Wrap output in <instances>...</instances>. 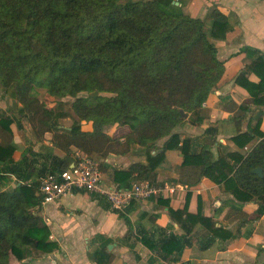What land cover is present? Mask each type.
<instances>
[{"label": "trees", "instance_id": "trees-1", "mask_svg": "<svg viewBox=\"0 0 264 264\" xmlns=\"http://www.w3.org/2000/svg\"><path fill=\"white\" fill-rule=\"evenodd\" d=\"M231 29L229 17L220 10L215 9L206 23L189 15L182 0H0V87L4 95L21 103L19 111L28 116L38 137L53 132V143L65 152L64 157L49 156L57 163L53 161L47 172L68 168L75 161L72 147L96 158L125 154L138 144L145 147L147 162L114 172L117 186L130 188L135 181L154 182L166 150L179 149L184 165L200 167L203 176L223 184L238 201L258 200L259 218L264 214L261 118L233 137L242 148L260 138L245 155L221 147L217 155L208 149L193 153L191 140L174 131L185 120L181 110L190 113L192 124L203 121L202 107L225 70L212 39H225ZM245 51L252 58L248 69L260 81L251 82L243 71L237 82L254 103L263 105L264 52L250 47ZM39 88L59 100L49 106L40 98ZM82 92L88 95L80 96ZM67 97L73 98L71 107L66 105ZM83 120L91 121L93 130H83ZM2 121L0 126L10 134L11 120L3 116ZM109 124L129 130L113 137L104 130ZM14 149L12 142L0 143V264H9L11 253L21 260L58 247L49 240L44 220L28 212L39 203L40 182L26 181L29 175L20 168L30 157L26 150L15 163ZM11 175L16 177L12 190L7 188ZM189 198L188 193L183 208L170 207V214L187 233L198 223L209 229L211 237L202 248L217 238L238 236L202 209L191 212ZM161 247L181 253L184 244L172 236ZM92 256L99 264L109 260L106 248Z\"/></svg>", "mask_w": 264, "mask_h": 264}, {"label": "crops", "instance_id": "crops-1", "mask_svg": "<svg viewBox=\"0 0 264 264\" xmlns=\"http://www.w3.org/2000/svg\"><path fill=\"white\" fill-rule=\"evenodd\" d=\"M182 1L189 15L206 23L215 9L220 10L229 17L232 29L225 39H212L225 70L202 107L203 121L192 124L188 113L174 131L181 139L191 140L193 153L208 149L217 155L221 147L226 152L245 155L260 138L256 137L242 148L233 137L254 126L260 118V128L264 132V104L254 103L253 96L237 82V77L247 71L248 80L260 81V77L248 69L252 58L245 49L250 47L264 52V0ZM0 91V121L3 116L11 120L10 134L0 126V143H13L15 163L22 160L27 150L30 161L21 165L20 172L29 175L28 183L39 181L53 165L54 160L49 156L64 157L65 152L53 143V132L38 137L28 116L20 113L21 103L4 95L1 87ZM46 94L58 99L47 91ZM82 129L93 130L92 122L83 120ZM104 130L113 137H122L129 128L109 124ZM165 140H160L158 146ZM79 150L83 151L72 147L74 159ZM145 152L144 146L133 144L131 151L125 154L96 156L102 166L105 186L117 185L116 169H127L134 162L146 163ZM155 172L157 175L152 183L157 193L148 199L134 200L123 212L128 221L101 194L76 190L51 203H43L40 195L39 203L29 207L28 212L44 220L50 230L49 240L57 242L58 247L47 253L35 251L32 256L16 258L11 264H99L92 255L104 248L109 255L107 264H264V214L256 218L258 200L238 201L223 184L203 176L200 167L184 165V154L179 149H167L165 159ZM15 186L16 177L11 175L7 188L12 190ZM188 193L191 212L202 209L217 225L238 232V236L226 240L217 238L209 247L202 248L200 245L211 237L209 229L198 223L187 233L170 214V207L178 209L186 205ZM172 236L184 244L181 253L176 248L170 252L162 249V242Z\"/></svg>", "mask_w": 264, "mask_h": 264}, {"label": "built area", "instance_id": "built-area-1", "mask_svg": "<svg viewBox=\"0 0 264 264\" xmlns=\"http://www.w3.org/2000/svg\"><path fill=\"white\" fill-rule=\"evenodd\" d=\"M39 181L43 203L58 202L76 190H85L105 196L119 212H126L134 200L148 199L158 191L148 180L136 181L130 188L105 186L100 162L81 150L76 152L75 161L68 168L47 172Z\"/></svg>", "mask_w": 264, "mask_h": 264}, {"label": "rangeland", "instance_id": "rangeland-1", "mask_svg": "<svg viewBox=\"0 0 264 264\" xmlns=\"http://www.w3.org/2000/svg\"><path fill=\"white\" fill-rule=\"evenodd\" d=\"M0 93H1V91H0ZM38 94H39L40 98L42 100H44L47 104H49V103L55 104L59 100V99L54 100V98H51L49 95H47L44 88H39ZM103 94H106V93H103ZM87 95H88L87 92L80 93V96H87ZM72 99L73 98H71V97L64 98V100H66L67 107H71L70 105H71ZM91 102L93 103L92 100H91ZM15 259H16V256L13 253H11L10 259H9V264H11V262L15 261Z\"/></svg>", "mask_w": 264, "mask_h": 264}, {"label": "water", "instance_id": "water-1", "mask_svg": "<svg viewBox=\"0 0 264 264\" xmlns=\"http://www.w3.org/2000/svg\"><path fill=\"white\" fill-rule=\"evenodd\" d=\"M176 4H180L178 1H175ZM182 114L184 117H187L188 114L184 111V110H181ZM255 171L259 172L260 174H262V168H257Z\"/></svg>", "mask_w": 264, "mask_h": 264}]
</instances>
